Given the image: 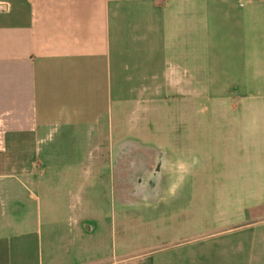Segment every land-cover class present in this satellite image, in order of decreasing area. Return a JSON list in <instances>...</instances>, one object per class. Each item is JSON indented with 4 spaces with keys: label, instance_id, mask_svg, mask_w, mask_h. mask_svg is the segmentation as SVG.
<instances>
[{
    "label": "crops",
    "instance_id": "0c3cea01",
    "mask_svg": "<svg viewBox=\"0 0 264 264\" xmlns=\"http://www.w3.org/2000/svg\"><path fill=\"white\" fill-rule=\"evenodd\" d=\"M0 264H264V0H0Z\"/></svg>",
    "mask_w": 264,
    "mask_h": 264
},
{
    "label": "rangeland",
    "instance_id": "374dc122",
    "mask_svg": "<svg viewBox=\"0 0 264 264\" xmlns=\"http://www.w3.org/2000/svg\"><path fill=\"white\" fill-rule=\"evenodd\" d=\"M211 153H214V154H211ZM216 153L217 152H209V154L210 155H213V156H215L216 157ZM192 156H193V158H194V160H196V158L195 157H198L199 159H203L204 160V158H205V156L204 155H202V152H200V151H194V152H192ZM203 168V170H205L207 167H206V165L205 166H202L201 167V169ZM211 205H209V207H210ZM73 222H72V219L71 220H68V219H64V222H63V224H64V227L62 228V230L60 231V235L63 237V238H65V239H67V240H70L71 238H73L72 237V232L69 230L70 229V226L72 227L73 226V224H72ZM69 224H71L70 226H69ZM69 226V227H68ZM140 231H142V230H140ZM138 236H142L145 232H139V230H137L136 232H135ZM137 235H135V236H132V238H137ZM85 237V236H84ZM103 237H105V238H107V239H109V240H111L112 239V235H111V232H110V230L109 231H107V230H105L104 232H103Z\"/></svg>",
    "mask_w": 264,
    "mask_h": 264
}]
</instances>
